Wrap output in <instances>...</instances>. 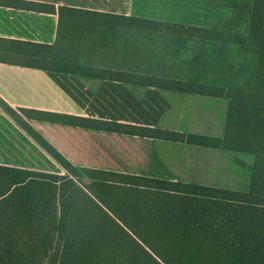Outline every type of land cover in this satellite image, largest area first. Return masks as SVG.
<instances>
[{
  "label": "trees",
  "instance_id": "1",
  "mask_svg": "<svg viewBox=\"0 0 264 264\" xmlns=\"http://www.w3.org/2000/svg\"><path fill=\"white\" fill-rule=\"evenodd\" d=\"M0 6L55 13L54 6L0 0ZM118 29L216 44L222 33L167 22L74 9ZM235 44L257 58L249 89L208 87L150 74L96 69L59 48L0 39V62L166 91L225 98L221 139L20 110L27 119L181 142L249 155L247 192L77 168L0 98V107L66 175L0 166V264H264V0H253L246 38ZM65 52V53H64ZM84 180L87 190L77 186ZM43 264V263H40Z\"/></svg>",
  "mask_w": 264,
  "mask_h": 264
},
{
  "label": "crops",
  "instance_id": "2",
  "mask_svg": "<svg viewBox=\"0 0 264 264\" xmlns=\"http://www.w3.org/2000/svg\"><path fill=\"white\" fill-rule=\"evenodd\" d=\"M21 1L54 6L56 12L39 13L0 6V39L49 46L58 43L61 48L70 38L68 41L86 43V51L83 48L78 50L83 59L80 63L102 70L145 74L138 70L144 62L135 63L136 50L133 45L127 44L121 50L117 48L116 45L122 43L124 36L136 35V39L130 41L135 44L140 39L144 42L145 36L168 38L170 47H184L190 42L203 43L196 39H179L169 34L156 35L123 29H118L115 33L104 20L92 19L95 17L86 14L67 16L71 14L67 11L60 16L59 9L215 29L185 22L186 19L195 20L200 17L199 13L207 12L208 4L205 0ZM84 59H88V62H84ZM149 74L171 81L186 82L184 78L158 75L153 71ZM207 97L209 96L135 86L122 81L86 80L75 75L0 62V98L73 166L219 188L201 184V181L208 179L215 171V160L225 163L223 169H220L224 175L227 168H233V158L241 153L107 131L104 125L94 129L27 119L20 112L32 110L221 139L226 124L228 101L225 98L206 99ZM200 98H205L208 103L197 115L205 129L195 131L189 128V117L183 116L179 120L175 111L179 109L181 101L196 99L203 102ZM212 132H217L218 136H211ZM203 150L221 153L211 155ZM0 166L54 174L64 172L1 107Z\"/></svg>",
  "mask_w": 264,
  "mask_h": 264
},
{
  "label": "rangeland",
  "instance_id": "3",
  "mask_svg": "<svg viewBox=\"0 0 264 264\" xmlns=\"http://www.w3.org/2000/svg\"><path fill=\"white\" fill-rule=\"evenodd\" d=\"M205 1L208 4L207 12L199 13L200 17L195 20L186 19L185 22L219 30L222 36L218 42H215L216 44L204 43L202 45L190 42L184 47H170L168 38L164 39L156 36H145L143 37L144 42H141L140 39V42L135 44L130 41L136 39L137 36L131 35L129 37L124 36L122 43L116 45L117 48L121 50L127 44L134 46L136 50L135 63L138 61L140 63L144 62V65H140L138 69L140 72L149 74L153 71L158 75L184 78L186 81L191 82L192 88L197 90L208 87H222L227 91L235 88H251L257 58L254 54L245 52L235 44V37H247L253 0ZM64 33H67V31H64ZM69 39L61 45L62 51H66L67 57L75 62L83 61L81 52H78V50L83 48L86 51V43H76L74 40L68 41ZM86 61L88 62V59ZM86 61L84 59V62ZM200 99L204 101L196 99L183 100L178 104L179 109L175 111V116L179 120L183 116L189 117V128L195 131L204 128L197 115L208 105L205 98ZM225 103L226 109L227 102ZM217 134V132H212L211 136H218ZM203 152L211 155L221 153L209 152L208 150H203ZM233 159V168H227L224 175L220 169H223L225 163L223 164L221 160H215L216 163L213 164L215 171L210 174L208 179L201 181V184L247 192L254 160L252 157L243 154H237ZM59 173H63L58 174L61 176L66 175L62 171ZM88 183H90L89 180H84L82 184L76 181L77 186H81L84 190H87L85 185ZM46 261L44 255L38 259L39 264H45Z\"/></svg>",
  "mask_w": 264,
  "mask_h": 264
}]
</instances>
